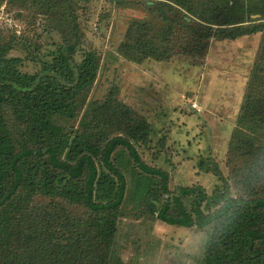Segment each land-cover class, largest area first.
I'll return each instance as SVG.
<instances>
[{
	"label": "trees",
	"instance_id": "obj_1",
	"mask_svg": "<svg viewBox=\"0 0 264 264\" xmlns=\"http://www.w3.org/2000/svg\"><path fill=\"white\" fill-rule=\"evenodd\" d=\"M123 1L118 0L121 5ZM151 1L147 7L156 14L154 22L134 21L123 45L126 55L137 62L169 59L174 53L172 44L179 39L176 29L190 32L197 42L210 39V34L200 33V22L194 21L214 24V18H205L202 11L211 17V12H217L224 16L219 25L234 29L217 32L222 39L262 33L230 145L235 167L240 165L243 173L242 165L264 150V0ZM191 1L201 6H187ZM67 2L48 0L46 5L55 9ZM253 15L259 18L246 25L247 17ZM74 30L76 34L65 36L52 61L44 62L35 74L22 72V60L8 58V48L0 47V264H110L127 189L124 173L112 160L120 147L146 176L158 177L163 190L168 191L167 173L145 164L129 139L122 135L108 139L110 133L96 137L88 112L77 129L59 125L81 113L99 71L95 52H84L81 62L75 63L80 39ZM7 106L23 128L19 138L13 137L8 126ZM135 118L128 111L130 124ZM138 122L143 125L130 128V134L136 138L141 133L145 139L151 127L141 118ZM121 127L123 130L124 121ZM246 179L243 175L242 181ZM147 184V179L139 180L137 188ZM22 192L25 198L19 200ZM228 195V186L217 190L210 200L204 192L182 188L173 203L164 202L157 217L179 227L213 226L217 213L225 210L217 207L214 212L212 208L226 205ZM190 196L196 197L192 213L183 202V197ZM37 198L52 200L50 208L34 207ZM206 202L205 213L202 205ZM173 204L176 213L170 214ZM73 207L83 208L84 216L68 211ZM205 264H264V189L253 192L231 228L210 245Z\"/></svg>",
	"mask_w": 264,
	"mask_h": 264
},
{
	"label": "rangeland",
	"instance_id": "obj_2",
	"mask_svg": "<svg viewBox=\"0 0 264 264\" xmlns=\"http://www.w3.org/2000/svg\"><path fill=\"white\" fill-rule=\"evenodd\" d=\"M47 1L0 0V47L8 48V58H20V70L29 74L40 72L44 62L52 61L65 36L76 34L74 29L80 39L75 63L81 62L84 52L97 54L99 71L81 113L59 125L66 130L77 129L88 112L96 137L101 133H110L108 139L126 137L145 164L167 173L168 191H164L160 179L146 176L124 148H118L112 156L126 177L127 189L118 213L110 264H147L151 250L178 246L183 233L198 229L159 220L157 213L164 202L173 203L182 188L204 192L210 200L217 190L243 180L240 165L235 167L230 154V145L262 33L237 40L222 39L217 32L234 29L219 25L224 16L219 17L217 12H211V17L202 11L205 18H214V24L194 21L200 22V33L210 34V39L197 42L190 32L176 29L179 42L172 44L174 53L169 59L137 62L126 55L123 45L134 21L155 19L156 14L147 7L154 1L124 0L121 5L118 0H68L64 7L55 9L47 6ZM187 6L199 8L201 4L191 1ZM258 18L247 17L246 25ZM261 81L264 90V80ZM128 111L136 115L131 124L126 119ZM5 117L13 137L19 138L23 128L11 106L5 107ZM139 118L151 127L145 139L141 133L136 138L130 134V128L143 125ZM97 163L101 166L99 160ZM144 179L147 186L138 189L137 181ZM24 198L22 192L19 200ZM195 198L183 197L190 213ZM50 202L37 198L34 207L50 208ZM207 202L202 205L205 213ZM68 211L78 217L85 212L80 207ZM174 213L173 204L170 214ZM156 235L159 240L154 239ZM208 249L198 264H205Z\"/></svg>",
	"mask_w": 264,
	"mask_h": 264
},
{
	"label": "clouds",
	"instance_id": "obj_3",
	"mask_svg": "<svg viewBox=\"0 0 264 264\" xmlns=\"http://www.w3.org/2000/svg\"><path fill=\"white\" fill-rule=\"evenodd\" d=\"M243 175L246 181H234L229 185L228 203L218 206L225 211L217 213L211 229L198 228L183 233L178 246L151 250L147 257V264H198L202 254L227 232L237 219L240 211L250 199L254 191L264 189V150H258L246 163L242 165ZM216 211L215 209L213 210ZM159 240L158 235L154 236Z\"/></svg>",
	"mask_w": 264,
	"mask_h": 264
},
{
	"label": "crops",
	"instance_id": "obj_4",
	"mask_svg": "<svg viewBox=\"0 0 264 264\" xmlns=\"http://www.w3.org/2000/svg\"><path fill=\"white\" fill-rule=\"evenodd\" d=\"M246 39H248V38H245V40H246ZM249 40H251V38H250ZM256 48H257V46H255L254 49H256ZM232 68H233V67H232ZM239 75H240V74H236L235 76H239ZM246 84H247V81H244V82H243V85H246Z\"/></svg>",
	"mask_w": 264,
	"mask_h": 264
},
{
	"label": "built area",
	"instance_id": "obj_5",
	"mask_svg": "<svg viewBox=\"0 0 264 264\" xmlns=\"http://www.w3.org/2000/svg\"><path fill=\"white\" fill-rule=\"evenodd\" d=\"M193 107H194V109L199 110L197 104H193Z\"/></svg>",
	"mask_w": 264,
	"mask_h": 264
}]
</instances>
